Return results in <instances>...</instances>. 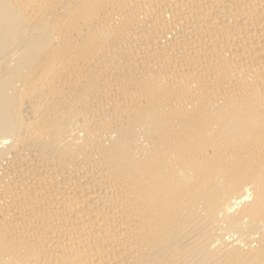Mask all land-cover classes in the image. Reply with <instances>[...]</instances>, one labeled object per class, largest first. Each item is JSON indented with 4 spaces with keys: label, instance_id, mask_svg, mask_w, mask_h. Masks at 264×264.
Masks as SVG:
<instances>
[{
    "label": "bare ground",
    "instance_id": "6f19581e",
    "mask_svg": "<svg viewBox=\"0 0 264 264\" xmlns=\"http://www.w3.org/2000/svg\"><path fill=\"white\" fill-rule=\"evenodd\" d=\"M0 264H264V0H0Z\"/></svg>",
    "mask_w": 264,
    "mask_h": 264
}]
</instances>
